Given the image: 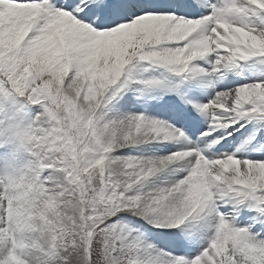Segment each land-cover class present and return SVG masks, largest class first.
<instances>
[{"label": "snow or ice", "instance_id": "6c2138e0", "mask_svg": "<svg viewBox=\"0 0 264 264\" xmlns=\"http://www.w3.org/2000/svg\"><path fill=\"white\" fill-rule=\"evenodd\" d=\"M0 264H264V0H0Z\"/></svg>", "mask_w": 264, "mask_h": 264}]
</instances>
